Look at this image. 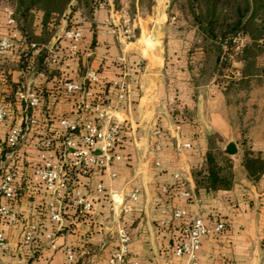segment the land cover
<instances>
[{
	"label": "crops",
	"instance_id": "crops-1",
	"mask_svg": "<svg viewBox=\"0 0 264 264\" xmlns=\"http://www.w3.org/2000/svg\"><path fill=\"white\" fill-rule=\"evenodd\" d=\"M107 3L96 11L94 26L81 13L73 16L83 29L76 48L65 35L68 17L61 19L49 43L59 53L53 64L58 75L23 69L17 30L14 48L0 54V106L9 110L0 122V179L11 166L19 173L17 195L8 199L0 192V207H10V214L0 212V230L9 244L0 264H60L69 248L76 264H116L118 253L139 264H189L175 245L196 218L208 226L218 220L226 224L202 239L197 264H264V172L252 176L243 165L241 131L247 128L248 147L264 154V76H255L248 91L227 93L226 82L213 74L214 60H197L202 51L192 49L196 31L180 28L176 16L170 17L169 0L129 13L135 34L130 41L112 32L120 20L113 0ZM130 4L123 0L128 12ZM7 33L0 23V37ZM258 63L264 66V54ZM90 72L98 82H89ZM65 79L84 84L90 94L65 91ZM36 86L47 92L39 106L27 108L16 90ZM100 101L108 108L100 126L108 130L120 122L122 142L109 165L84 174L62 148L66 131L60 119L94 121L96 111L85 104ZM31 115L36 122L29 124ZM14 125L29 127L11 151L6 139ZM45 140L51 145H41ZM211 140L233 158L229 190L208 191L195 183L193 173L205 165ZM43 151L65 161L71 180L60 202V225L50 217L56 197L34 179ZM77 194L90 200L89 210L75 204ZM179 209L186 215L176 219ZM32 224L37 230L26 243Z\"/></svg>",
	"mask_w": 264,
	"mask_h": 264
},
{
	"label": "trees",
	"instance_id": "trees-1",
	"mask_svg": "<svg viewBox=\"0 0 264 264\" xmlns=\"http://www.w3.org/2000/svg\"><path fill=\"white\" fill-rule=\"evenodd\" d=\"M153 3L131 0L129 13L136 14L137 7L141 13L150 11ZM102 5H108L107 0H0V23L20 32L23 69L35 67L51 78L59 72L53 67L57 62L53 61L49 43L61 19L68 17L70 29L79 26L72 18L81 13L94 26L95 13ZM113 5L116 10L122 9L123 0H113ZM5 8L13 10L14 26H9ZM169 15L176 16L180 28L196 31L192 49L202 51L197 60H214L213 74L226 82L227 93L248 91L255 76H264V66L258 63L264 54V0H169ZM236 38L245 41L240 44ZM234 70L240 71L239 77L233 76ZM33 89L43 95L47 92L41 86ZM241 131L245 146L242 163L250 175L257 176L264 172V154L251 150L248 129L243 127ZM193 176L198 188L229 190L235 180L233 158L211 140L206 163Z\"/></svg>",
	"mask_w": 264,
	"mask_h": 264
},
{
	"label": "built area",
	"instance_id": "built-area-1",
	"mask_svg": "<svg viewBox=\"0 0 264 264\" xmlns=\"http://www.w3.org/2000/svg\"><path fill=\"white\" fill-rule=\"evenodd\" d=\"M104 6V5H102ZM7 15V21L9 26H14L16 21L13 17V10L11 8H5ZM115 14L118 15L120 23L118 24V30L113 26L111 27V16L106 19V25L111 27L112 32H120L127 40H133L135 34L131 28V19L127 9L122 8L115 10ZM15 30L8 29V33L0 37V54H6L12 50L15 46L14 37ZM66 37L70 38L73 43V48H76L83 38V29L80 26L67 29L65 32ZM239 43L242 44L244 38H236ZM240 48V45L237 49ZM53 61L57 62L59 53L51 49ZM236 64V62H235ZM234 77L240 76L239 70L232 71ZM89 82H98L96 73L90 72L88 75ZM63 86L67 92H85L84 84L79 82L65 79ZM16 96L19 100L26 104L27 108H36L40 105L43 94L33 88L20 87L16 90ZM86 107L89 106L96 111V120L80 122L71 118L63 117L60 119V124L66 131V135L62 140V148L68 151L70 155L74 157V164L80 166L82 173L87 174L93 168H105L112 161L114 157L115 148L122 142L121 131L122 124L120 122H112L108 130H104L100 126V121L107 117L108 108L102 101L95 104L86 103ZM9 115V110L5 106H0V122L6 120ZM29 124L35 123V118L31 115L28 118ZM29 126L14 125L11 127L6 143L11 151H15L22 143L24 134ZM50 140L41 142V145L50 146ZM100 150V153L96 151ZM42 164L36 169L34 179L39 184L44 185L49 189L56 197L55 201L50 204V217L53 222L60 225L63 215L60 209V202L65 197L66 191L70 186V177L65 168V161L53 159V155L47 151L41 153ZM2 159L0 156V165ZM72 163V164H73ZM73 164V165H74ZM71 166V163H70ZM18 169L16 166H11L5 172L0 179V192L4 197L13 199L17 195L18 190ZM99 190H102L99 185ZM136 198V195L133 194ZM74 202L77 205H81L83 210H89L91 208L90 200L83 195L77 194L74 198ZM0 212L3 215L10 214V207L3 205L0 207ZM186 215V211L183 209L176 210L174 217L181 219ZM225 222L218 220L213 226H208L202 218H196L191 223L187 224L182 230V237L175 245V253L178 256H187L189 264H197L198 251L202 244V239L214 232H219L225 228ZM37 230V225L32 224L25 232V242L29 243L33 240L34 234ZM51 236V235H50ZM127 240L126 237H124ZM9 250V244L5 233L0 230V254ZM116 264H139L138 262L129 261L122 253H118L114 259ZM113 260V261H114ZM60 264H76L75 253L72 249H68V256L65 262Z\"/></svg>",
	"mask_w": 264,
	"mask_h": 264
}]
</instances>
